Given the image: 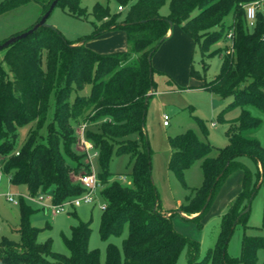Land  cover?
<instances>
[{"label": "trees", "instance_id": "obj_1", "mask_svg": "<svg viewBox=\"0 0 264 264\" xmlns=\"http://www.w3.org/2000/svg\"><path fill=\"white\" fill-rule=\"evenodd\" d=\"M32 1L41 5L39 22L53 0H4L0 16ZM114 1L116 9L109 3L95 4L92 34L69 40L52 26H41L5 48L9 70L0 63V169L12 183L27 185L34 197L51 194L54 204L80 196L86 191L80 177L92 171L83 134L97 152L103 186L99 194L107 204L102 209L101 237L108 240L125 231L127 235L121 246L108 243L103 260L101 251L90 246L92 218L84 221L73 211L78 221L71 225L70 235L62 233L69 253L57 252L51 237L40 240L43 230L52 225H33L37 209L21 195V239L0 241V264H177L185 248L188 264H258L264 235L246 232L251 227L250 209L244 210L264 188V146L256 135L262 119L249 109L256 106L264 111V6L250 26L246 5L255 0ZM167 1L170 11L163 15L160 11ZM57 5L76 17L89 16L81 0H59ZM119 5L125 9L119 10ZM171 21L180 24L192 38L194 50L198 47L202 52L204 76L193 63L190 70L193 78L202 80L198 87L210 88L223 99L232 97L220 117L241 108L227 130L225 146L202 140L193 129L170 138L169 165L185 187H189L185 170L202 159L204 183L180 206L182 213H198L191 218L199 227L229 175L244 171L242 189L222 216L218 240L203 258L199 240L178 232L172 224L173 213L162 210L145 130L149 93L155 88L153 57L170 36ZM115 30L125 33L127 49L98 52L88 46L90 39ZM216 55L223 56V63L208 81L209 59ZM54 90L55 113L48 119ZM22 127L29 128L19 145ZM243 155L253 159L255 172L239 160ZM121 156L127 157L128 172L112 169L113 159ZM238 224L245 231L241 254L233 256L227 245Z\"/></svg>", "mask_w": 264, "mask_h": 264}, {"label": "rangeland", "instance_id": "obj_2", "mask_svg": "<svg viewBox=\"0 0 264 264\" xmlns=\"http://www.w3.org/2000/svg\"><path fill=\"white\" fill-rule=\"evenodd\" d=\"M4 0H0L2 2ZM109 3L112 9L117 5L114 0H81V5L89 12L88 18H80L72 15L61 5H57L47 20L48 26L62 32L63 36L69 40H76L80 37L92 34L95 27L93 21L95 17L91 14L96 3ZM41 5L35 1L10 10L0 16V44L13 35L20 34L35 25L41 16ZM170 11L169 1L161 8L163 15H168ZM127 38L123 31L115 30L105 32L88 41V46L98 52H114L127 49ZM230 44V40H227ZM221 42L220 45L226 44ZM6 50H0V63L9 70V66L4 62ZM160 58L159 63L155 62ZM203 55L194 44L180 24H174L170 36L166 39L153 57L155 72V88L149 97L147 113L145 118V130L151 150L152 176L157 187L162 210L167 214H172V224L174 228L187 237L199 240L201 243L200 257L203 258L208 249L215 245L218 240L221 220L228 210L230 202L239 194L243 186V169L232 172L210 209L203 218V227H199L198 221L191 217L198 213L186 214L180 211V206L186 201V196L194 188L201 187L204 183V173L202 159H197L185 170V180L189 187H185L180 181L177 172L170 167L172 156V146L170 138L189 129H193L202 140H209L214 146H225L228 143L227 130L231 122L237 118L241 112L240 107L233 108L226 112L224 117H220L221 112L227 107L232 97L223 99L214 90L206 87H198L202 80L193 78L190 74L191 65L204 76ZM155 62V63H154ZM210 67L205 79L212 80L219 72L223 63V56L216 55L209 59ZM89 87L85 93L89 91ZM56 91L50 97V107L48 109V119L52 118L56 108ZM214 100L222 101L214 106ZM255 116L262 119L256 135L264 146V111L256 106H249ZM169 115V124L164 123L163 114ZM201 121L205 124L207 132L204 131ZM215 122V125L213 124ZM29 127H22L19 131L18 143L21 145L26 137ZM45 132V131H44ZM46 134V133H45ZM216 151H214V154ZM127 157H115L112 162V169L117 173H124L130 170L126 165ZM253 172L256 165L248 155L239 157ZM92 170L99 172L98 155H92ZM103 187V186H102ZM101 187V188H102ZM101 189L98 191L100 192ZM98 192V197L93 204H83L81 206L65 208L60 213H54L52 207L53 196L51 194L32 196L29 188L25 184H14L8 175L2 174L0 177V241L8 237L19 241L21 239L18 231L20 223V205L14 204L7 199V193L21 194L30 203L36 212L31 221L37 227H45L49 222L51 228L43 230L40 240L44 241L48 237L53 239V248L57 252L68 254L69 250L65 245L62 233L71 234L69 224L77 223V218L72 215L77 211L79 217L84 221L92 218V234L90 238L91 248H98L101 251L102 259L106 258V248L108 243L115 242L119 246L127 231L122 236H112L104 240L100 234L102 219V208L104 202ZM264 215V188L261 187L253 196L248 214L247 229L248 234L264 235L263 228ZM189 217V218H187ZM244 226L238 224L230 236L227 251L233 256L241 254V241L244 235ZM177 264H188V249L185 248ZM207 264H211L208 263ZM258 264H264V248L258 252Z\"/></svg>", "mask_w": 264, "mask_h": 264}, {"label": "built area", "instance_id": "obj_3", "mask_svg": "<svg viewBox=\"0 0 264 264\" xmlns=\"http://www.w3.org/2000/svg\"><path fill=\"white\" fill-rule=\"evenodd\" d=\"M264 6V0H255L249 4L246 5V10H247V17L249 20L250 26H254L257 18V13L259 10H261ZM119 10L125 9L124 6L119 5L118 6ZM164 117V123L166 125L169 124V115L167 113L163 114ZM215 125V122L213 123ZM85 126L81 127V131L83 133ZM82 142L89 153V158L90 160L92 159V155L95 153L97 154L96 151H94V146L91 142L87 141L85 137L82 134ZM0 174L2 175V170L0 169ZM1 177V176H0ZM10 178V177H9ZM123 180H126V177L121 176ZM80 183L85 187L86 191L77 197H74L72 199H68L64 201L63 203L60 204H53L54 208V213L60 214L62 213L65 208H69L71 206L76 207V206H81L83 204H93L96 202L97 197H98V190L101 189L102 183L101 180L98 176V173L94 172L93 170L89 173L83 174L80 177ZM7 199L10 202H13L14 204H19V198L21 194L17 195L15 193H7L6 194ZM107 206L106 202H103L100 207L102 209H105Z\"/></svg>", "mask_w": 264, "mask_h": 264}, {"label": "water", "instance_id": "obj_4", "mask_svg": "<svg viewBox=\"0 0 264 264\" xmlns=\"http://www.w3.org/2000/svg\"><path fill=\"white\" fill-rule=\"evenodd\" d=\"M58 2H59V0H53L49 9L43 14V16L41 17L39 22L35 23V25L32 28H30L27 31L22 32L20 34L13 35L10 38H8L7 40H5L3 43H1L0 44V50L5 49L8 46H10L11 44L15 43L16 41L27 37L28 35L33 33L39 27L48 26L47 20H48L49 16L51 15L52 11L54 10V8L57 6ZM170 23H171V25H173L172 21ZM150 93H152V91ZM221 102L222 101L214 100V106L219 105ZM249 209H250V204L247 206V208L244 210V212L248 211Z\"/></svg>", "mask_w": 264, "mask_h": 264}, {"label": "crops", "instance_id": "obj_5", "mask_svg": "<svg viewBox=\"0 0 264 264\" xmlns=\"http://www.w3.org/2000/svg\"><path fill=\"white\" fill-rule=\"evenodd\" d=\"M170 33H171V32H170ZM87 44H88V43H87ZM159 60H160V58H158V60L155 61V62L159 63ZM155 62H154V63H155ZM152 93H153V92H152ZM9 179H10V178H9ZM69 225H70V227H71L72 224H69Z\"/></svg>", "mask_w": 264, "mask_h": 264}]
</instances>
